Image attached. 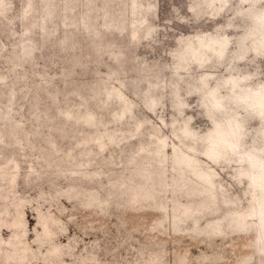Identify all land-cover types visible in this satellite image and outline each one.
<instances>
[{"label":"rangeland","instance_id":"1","mask_svg":"<svg viewBox=\"0 0 264 264\" xmlns=\"http://www.w3.org/2000/svg\"><path fill=\"white\" fill-rule=\"evenodd\" d=\"M0 264H264V0H0Z\"/></svg>","mask_w":264,"mask_h":264}]
</instances>
